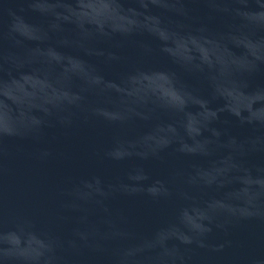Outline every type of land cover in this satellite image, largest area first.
Listing matches in <instances>:
<instances>
[{
	"label": "water",
	"instance_id": "95a60500",
	"mask_svg": "<svg viewBox=\"0 0 264 264\" xmlns=\"http://www.w3.org/2000/svg\"><path fill=\"white\" fill-rule=\"evenodd\" d=\"M264 96V0H0V264H178Z\"/></svg>",
	"mask_w": 264,
	"mask_h": 264
}]
</instances>
